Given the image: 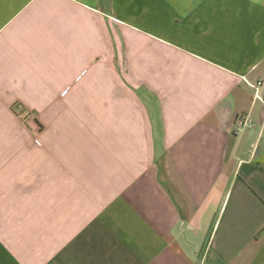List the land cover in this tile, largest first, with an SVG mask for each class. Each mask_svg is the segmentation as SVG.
Here are the masks:
<instances>
[{"label":"crops","instance_id":"0c3cea01","mask_svg":"<svg viewBox=\"0 0 264 264\" xmlns=\"http://www.w3.org/2000/svg\"><path fill=\"white\" fill-rule=\"evenodd\" d=\"M263 100L264 0H0V264H264Z\"/></svg>","mask_w":264,"mask_h":264},{"label":"built area","instance_id":"2783aa9c","mask_svg":"<svg viewBox=\"0 0 264 264\" xmlns=\"http://www.w3.org/2000/svg\"><path fill=\"white\" fill-rule=\"evenodd\" d=\"M259 84L261 85L262 82H259ZM264 102V100H263ZM18 110L20 112H24L25 108L23 107L22 104L18 105ZM255 122L249 118L247 115H242V116H238V119H237V123H236V127L240 130V129H243L245 127H253L255 126ZM30 143H38V145L41 144V140L36 136V137H33L31 140H30Z\"/></svg>","mask_w":264,"mask_h":264}]
</instances>
